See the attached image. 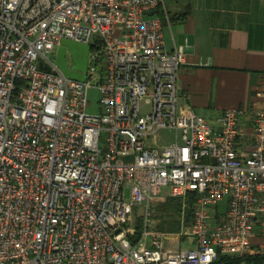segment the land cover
I'll use <instances>...</instances> for the list:
<instances>
[{
	"label": "built area",
	"instance_id": "built-area-1",
	"mask_svg": "<svg viewBox=\"0 0 264 264\" xmlns=\"http://www.w3.org/2000/svg\"><path fill=\"white\" fill-rule=\"evenodd\" d=\"M161 16L164 0H0V264L264 258V109L209 122L182 106ZM62 41L89 47L83 81L56 65ZM188 195L191 225L148 229L151 204Z\"/></svg>",
	"mask_w": 264,
	"mask_h": 264
},
{
	"label": "crops",
	"instance_id": "crops-1",
	"mask_svg": "<svg viewBox=\"0 0 264 264\" xmlns=\"http://www.w3.org/2000/svg\"><path fill=\"white\" fill-rule=\"evenodd\" d=\"M164 5V50L184 54L180 104L209 122L228 109H264V0H164ZM248 264H264V258Z\"/></svg>",
	"mask_w": 264,
	"mask_h": 264
},
{
	"label": "trees",
	"instance_id": "trees-1",
	"mask_svg": "<svg viewBox=\"0 0 264 264\" xmlns=\"http://www.w3.org/2000/svg\"><path fill=\"white\" fill-rule=\"evenodd\" d=\"M150 206L152 207L151 217L154 222V228L160 232L177 233L181 223L180 218L182 212L184 216L183 224L188 226L191 225L195 206V197L193 195H188L184 202L179 198H167L164 202L153 203ZM141 228V223L138 222L136 226L137 234H139ZM260 259L263 258L220 257L213 264H248L253 260L257 261Z\"/></svg>",
	"mask_w": 264,
	"mask_h": 264
},
{
	"label": "water",
	"instance_id": "water-1",
	"mask_svg": "<svg viewBox=\"0 0 264 264\" xmlns=\"http://www.w3.org/2000/svg\"><path fill=\"white\" fill-rule=\"evenodd\" d=\"M155 11L147 13V16H152ZM89 47L70 41H62L54 56L56 65L61 69L64 75L72 80L83 81L84 72L86 70L87 56ZM66 54L72 58V66L69 68L65 61ZM40 69L47 70L39 65Z\"/></svg>",
	"mask_w": 264,
	"mask_h": 264
},
{
	"label": "rangeland",
	"instance_id": "rangeland-1",
	"mask_svg": "<svg viewBox=\"0 0 264 264\" xmlns=\"http://www.w3.org/2000/svg\"><path fill=\"white\" fill-rule=\"evenodd\" d=\"M67 59L70 58L69 55L66 57ZM99 100V93L96 89H91L87 93V103H88V108L87 112L89 114H95L97 111V104ZM140 111L142 114H146L149 111V107L146 106L143 102L141 103ZM104 135H102L103 137ZM158 137L160 140L165 141L171 137V132L170 131H161L158 133ZM128 188H125V199H128ZM150 213L152 212V207H149ZM140 222L141 226L144 224V207L143 206H134L131 209V216L129 217L126 226L128 228H133L137 226V223ZM148 229H155L154 228V222L152 220V217L150 215L149 217V223H148ZM165 246H167V243L165 242ZM193 246L189 243V240L185 242H181L180 244V249L181 250H187L191 249Z\"/></svg>",
	"mask_w": 264,
	"mask_h": 264
}]
</instances>
